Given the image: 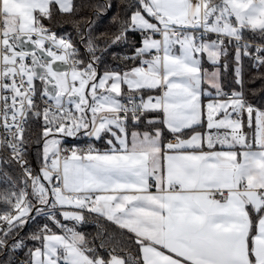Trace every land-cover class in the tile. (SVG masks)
Returning a JSON list of instances; mask_svg holds the SVG:
<instances>
[{
  "label": "snow or ice",
  "instance_id": "6c2138e0",
  "mask_svg": "<svg viewBox=\"0 0 264 264\" xmlns=\"http://www.w3.org/2000/svg\"><path fill=\"white\" fill-rule=\"evenodd\" d=\"M125 7L130 16L111 43L139 33L140 46L122 57L134 66L100 74L91 21L83 31L76 21L83 54L45 24L74 14V0H0V170L15 164L22 173L3 172L0 250L9 240L11 251L25 248L20 230L43 214L59 231L45 223L31 233L39 246L23 264H264V110L248 101L241 66L248 57L264 67V0ZM233 50L241 89L229 96L221 67ZM33 122L42 128L36 171L25 135ZM165 129L175 142H163ZM78 134L107 147H62ZM86 213L128 234L137 254L121 256L124 242L107 232L90 241L77 230Z\"/></svg>",
  "mask_w": 264,
  "mask_h": 264
},
{
  "label": "trees",
  "instance_id": "16d2710c",
  "mask_svg": "<svg viewBox=\"0 0 264 264\" xmlns=\"http://www.w3.org/2000/svg\"><path fill=\"white\" fill-rule=\"evenodd\" d=\"M130 3H134V0H74V5L76 6L74 14H60L57 12L52 21H45V24L57 35L69 34L72 40L79 45L80 52L83 54L84 46L79 43L80 36L78 35L76 21H80V31H83L86 28L87 25L85 24V21H91L92 35L97 38L96 42L99 47V51L96 53L97 56H100L98 72L101 74L105 70L110 69L126 71L133 67L134 63L131 61H125L122 57L131 55L135 48L140 46V34L130 32L128 33L126 41H121L116 44H112L111 41L114 39L115 35L119 34L123 22L130 16L131 10L125 7V5ZM104 4H111L112 7L107 10H101L100 14L97 15V6H102ZM114 17L116 18L115 20L113 19ZM248 35L251 36V33ZM255 42L259 43V40H256ZM233 55L234 50L230 52L228 58V70L224 72L221 67L222 89L229 92L239 91L241 89V86L236 83L234 72L236 65L233 60ZM221 64H223V60ZM241 66L244 81L243 89L248 101L255 108L264 110V67H254L253 62L248 57H243ZM206 67L212 68L213 66L209 64V66ZM156 93L157 91L152 92L151 94L153 95ZM140 130L144 131L146 129L142 125ZM41 131V124L34 122L33 134L30 140V154L36 161L37 165H40L39 154L42 151ZM190 133L191 132H188L187 134ZM167 136H169V134L165 131L164 137ZM84 141H86V139H84ZM89 143L94 144L95 147L101 149L106 145L103 140L94 142L89 141ZM3 172H7L8 175L15 180H19L22 175L21 170L14 164L3 166V169L0 170V189L7 187L3 182ZM5 209L6 206L0 203V212ZM45 223H49V226L53 228V231H59L51 225L45 215H33V218L30 219L28 224L19 232L18 238L25 241L26 247L14 252L6 249L0 250V264H23L22 260L27 259V250L39 246V242L29 239L30 234L37 231ZM67 223L71 225L70 222ZM77 230L86 234L87 238L90 241H93L95 245L101 243L103 234L107 232L124 242L123 251L119 252L121 256L125 255V253L131 255L137 254V246L134 242L128 239V234L120 233L117 226L106 221L104 218L97 217L95 214H86V222L78 225ZM9 243H11V240H9ZM105 243L107 245L109 242L106 241ZM99 252L107 258V251L105 249H99Z\"/></svg>",
  "mask_w": 264,
  "mask_h": 264
},
{
  "label": "crops",
  "instance_id": "0c3cea01",
  "mask_svg": "<svg viewBox=\"0 0 264 264\" xmlns=\"http://www.w3.org/2000/svg\"><path fill=\"white\" fill-rule=\"evenodd\" d=\"M202 63H203V67L204 68H206V69H208L209 71H213L214 70V68L212 67H210V68H208V67H206V66H209V62L207 61V58H206V56L204 57V59H203V61H202ZM204 90L206 91V92H209V93H211L212 94V96L213 97H215V95H216V90L214 89V88H212L209 84H205L204 86ZM224 91V90H223ZM225 92H229V91H226L225 90ZM154 96L155 95H159V92L157 91V93L156 94H153ZM202 100H203V102L206 104L207 102H208V97L207 96H205V97H202ZM244 122H245V125H247V116L245 115V118H244ZM165 131L167 132V130L165 129ZM164 131V132H165ZM196 131L197 132H203V131H206V127L205 128H197L196 129ZM245 131H248V133H249V135H251V130H249V129H247V127L245 128ZM221 132H223V130H221ZM167 134H169V136H167V137H164L163 136V142L166 144V143H168V142H175V139H174V137L170 134V133H168L167 132ZM191 134H194V133H190V134H187V135H185L184 137H182V138H184V139H187V138H189L190 137V135ZM79 136H81L83 139H86V141H83V142H81V143H79V144H76V145H78V146H80V147H87V145L88 144H91V143H89V141H91V142H94V141H96L94 138H86V136H84L83 134H78ZM107 147V145H105L104 146V148H98V147H96V148H98V149H101V150H103V149H105ZM87 214V213H86ZM85 214V215H86ZM35 215V214H34ZM62 219V218H61ZM69 226H71V225H69Z\"/></svg>",
  "mask_w": 264,
  "mask_h": 264
},
{
  "label": "built area",
  "instance_id": "2783aa9c",
  "mask_svg": "<svg viewBox=\"0 0 264 264\" xmlns=\"http://www.w3.org/2000/svg\"><path fill=\"white\" fill-rule=\"evenodd\" d=\"M63 35H69V34H63ZM63 35H58V36H63ZM73 43L76 44V46L79 48V45L77 43H75L74 41H73ZM37 84L39 85V83H37ZM225 93H228L229 96H230L232 92H225ZM33 127H34V122L31 124V127H30L29 131L26 132L25 135H26L27 139L29 140V149H28L27 159H28L29 163L31 164L33 170L36 171V170L39 169L40 165L36 164V161L34 160V158L30 154V140H31V137H32V134H33ZM2 132H3V130L0 129V134H2ZM86 138H88V137H86ZM83 141H84V139L81 136H79V135H77L76 137H66V138H64V142L62 144V147L70 148L71 146L79 144V143H81ZM6 156H7V152L6 151H0V157H6ZM10 245H11V243H9V247L5 248V249L8 250V251H11L10 250ZM11 252H14V251H11ZM23 261H25V260H22V262Z\"/></svg>",
  "mask_w": 264,
  "mask_h": 264
},
{
  "label": "rangeland",
  "instance_id": "374dc122",
  "mask_svg": "<svg viewBox=\"0 0 264 264\" xmlns=\"http://www.w3.org/2000/svg\"><path fill=\"white\" fill-rule=\"evenodd\" d=\"M101 74H103V72ZM37 83H39V82L37 81Z\"/></svg>",
  "mask_w": 264,
  "mask_h": 264
}]
</instances>
